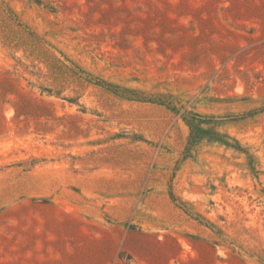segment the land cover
<instances>
[{"label": "rangeland", "instance_id": "obj_1", "mask_svg": "<svg viewBox=\"0 0 264 264\" xmlns=\"http://www.w3.org/2000/svg\"><path fill=\"white\" fill-rule=\"evenodd\" d=\"M262 109L264 0H0V264H264Z\"/></svg>", "mask_w": 264, "mask_h": 264}, {"label": "trees", "instance_id": "obj_2", "mask_svg": "<svg viewBox=\"0 0 264 264\" xmlns=\"http://www.w3.org/2000/svg\"><path fill=\"white\" fill-rule=\"evenodd\" d=\"M100 84H98L99 86H101V87H103V83L104 82H99ZM102 83V84H101ZM22 90V89H21ZM130 99H134V100H137V101H143L144 100V98H139V97H137V93L135 92L134 93V95H133V97H131ZM26 108H29V106L26 104V106H25ZM262 111H264V109H262ZM185 115H188V116H190V118L189 119H186L185 121H186V123L188 124V126L190 127V129H191V135H190V144L195 140V136H196V134H197V130H196V128H195V126H194V121H195V118H197V119H202L201 117L202 116H200V115H197V114H193V113H190V112H185L184 113V116ZM7 128H6V125H5V121L2 119V118H0V134H1V132L3 131V130H6Z\"/></svg>", "mask_w": 264, "mask_h": 264}]
</instances>
